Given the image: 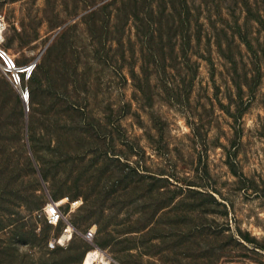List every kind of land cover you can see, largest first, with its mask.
<instances>
[{
    "label": "rangeland",
    "instance_id": "1",
    "mask_svg": "<svg viewBox=\"0 0 264 264\" xmlns=\"http://www.w3.org/2000/svg\"><path fill=\"white\" fill-rule=\"evenodd\" d=\"M0 15L4 45L38 62L25 103L0 71L16 165L0 260L264 264V0H0ZM50 197L58 225L39 216ZM67 219L70 243L49 248Z\"/></svg>",
    "mask_w": 264,
    "mask_h": 264
},
{
    "label": "built area",
    "instance_id": "2",
    "mask_svg": "<svg viewBox=\"0 0 264 264\" xmlns=\"http://www.w3.org/2000/svg\"><path fill=\"white\" fill-rule=\"evenodd\" d=\"M5 37L6 23L4 18L0 15V71L1 74L9 80L15 91L25 103L31 98L29 81L36 70L38 62L37 60H34L26 63H20L4 45ZM62 202L63 199L56 200L55 198L50 197L43 210L39 212V216L50 225H58L60 222L65 221L66 215L62 209ZM67 222L69 223L68 219ZM68 227L72 228L70 234L67 235L64 232L59 236L52 237L48 241L49 248L55 249L59 246H67L70 243L75 229L70 223ZM97 231L98 227L94 224L82 232V236L85 240L93 242L96 238Z\"/></svg>",
    "mask_w": 264,
    "mask_h": 264
},
{
    "label": "trees",
    "instance_id": "3",
    "mask_svg": "<svg viewBox=\"0 0 264 264\" xmlns=\"http://www.w3.org/2000/svg\"><path fill=\"white\" fill-rule=\"evenodd\" d=\"M34 75H35V72H34L31 79L34 78ZM17 95H18V93H17ZM1 97L4 98L5 102H9L15 97V94L13 93V90L11 89L9 83L0 75V98ZM18 97L21 100V102H23L19 95H18ZM0 158H1L0 159L1 160L0 172L15 171L16 170V165L9 162L12 158V152H11V149L5 143L0 144ZM28 162L30 164L31 169L33 170L34 168H33L31 159L30 160L28 159ZM44 176H45V174H44ZM107 227H108V223L101 224L99 222V232L106 230ZM7 248H5V249L2 248V250H1V253L3 254V259L0 260V264H27V263H25L26 262L25 258H20V259L13 258L10 253L6 252ZM58 248L59 247H57L55 249H58ZM70 261L71 260H68L66 262H70ZM59 263H62V262H59Z\"/></svg>",
    "mask_w": 264,
    "mask_h": 264
},
{
    "label": "bare ground",
    "instance_id": "4",
    "mask_svg": "<svg viewBox=\"0 0 264 264\" xmlns=\"http://www.w3.org/2000/svg\"><path fill=\"white\" fill-rule=\"evenodd\" d=\"M71 227H68L65 230V234H70L71 232ZM110 256L103 251L102 249L99 248H94L91 249L89 251H87V254L85 255L84 259H83V264H92L94 262L95 259H109Z\"/></svg>",
    "mask_w": 264,
    "mask_h": 264
}]
</instances>
